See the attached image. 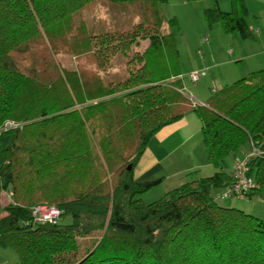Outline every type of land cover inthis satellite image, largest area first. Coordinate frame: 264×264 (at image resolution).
I'll return each instance as SVG.
<instances>
[{"label":"trees","instance_id":"16d2710c","mask_svg":"<svg viewBox=\"0 0 264 264\" xmlns=\"http://www.w3.org/2000/svg\"><path fill=\"white\" fill-rule=\"evenodd\" d=\"M90 1L0 0V198L13 192L0 217V244L16 249L20 264H264V219L215 198L233 179L225 159L245 143L263 152L248 161L261 184L248 197L264 188L263 71L214 92L208 107H191L215 173L146 204L136 196L161 179L136 181L134 168L155 133L191 109L151 78L147 57L171 33L139 23L90 40L77 27L69 39L60 24ZM219 1L204 9L207 23L251 36L245 0H233L230 11ZM144 39L143 65L124 81L105 82L99 72L89 80L85 69L56 62L60 47L74 48L75 58L105 56ZM111 107L127 120L110 121ZM7 121L18 125L5 128ZM122 130L137 138L117 143L113 135ZM41 203L58 206L59 221L35 220L32 207Z\"/></svg>","mask_w":264,"mask_h":264},{"label":"rangeland","instance_id":"374dc122","mask_svg":"<svg viewBox=\"0 0 264 264\" xmlns=\"http://www.w3.org/2000/svg\"><path fill=\"white\" fill-rule=\"evenodd\" d=\"M110 2L112 1H90L77 13L66 18L60 24L61 30L64 29V26H68L66 34L70 39L78 27L80 30L79 37L88 38L89 40L92 35L107 31L125 32L133 30L139 23H143L150 29L159 27L160 33L165 31L163 34L171 33V36L167 37L168 44H162L163 46L160 49H152L147 58L151 66V78L158 80L155 81L158 84L170 86L184 99L182 102L180 97H174L179 106L182 104L188 108L192 107V102L186 93L193 92L197 94L194 84L203 83L207 96L212 97L215 94L210 90V87L213 86L209 81V79H212L210 78L212 76L211 70L207 72L209 76L211 75L209 79L205 76L196 83L189 79V72H191V69L200 67L199 63L202 58H213L216 55L218 62L230 60L229 63L224 64L219 72H217L218 79L223 80L220 84L217 82V85L222 88L230 86L244 77H251L255 72L263 71L264 73V9L261 7L263 4H251V11L248 16L249 22L250 20H258L260 22V25H254L255 28L258 27L261 30L260 33L254 29L251 30V36L243 38L238 31L225 32L220 23L214 25L207 23L204 9L213 4L212 0H126L122 2L117 1L115 4H111ZM172 19L175 20L174 23L171 21ZM139 34L145 33L139 32ZM206 40H209V42L207 43ZM209 43L210 45L214 44L213 53L207 49ZM147 46L148 44L141 40L138 45L128 48L127 52L118 46L111 53L105 52V56L98 55L99 52L95 55L93 53L87 54L81 52L76 58L73 57L75 53L74 48L70 49L71 54H67V51H64L60 47V53L56 56V62L59 63L60 67H64L66 71L71 67L78 68V70L85 69L88 72L89 80H94L93 75L95 72H99L101 79L105 82L110 80L112 82L118 80L124 81L143 65L144 59L141 55ZM230 49L234 53H228ZM176 79H180L182 83L184 81L185 86L183 87H185L186 92L180 90L182 88L181 85L174 83ZM217 85L215 83V86ZM109 109L113 112L114 107ZM117 111H120V109ZM113 113L110 116V121L127 120V116H124L123 113ZM137 135L122 130L113 136L117 143L123 145L127 143L126 141L129 138L130 142H133L137 138ZM250 149V145L245 143L237 153L229 155L225 159L224 164L226 167H231L236 157L243 158L245 151ZM215 171L214 168H212L210 173L204 170L203 176H210ZM173 186H175L174 183L170 182L162 186L155 185L136 197L140 198L144 203L149 204L165 196ZM220 191L221 189L215 191V195L220 193ZM1 194L0 217L4 215V206L13 197L7 191L6 193L3 191ZM260 197L261 200L259 199V202L255 197L239 198L231 196L227 198H215L223 206L240 208L259 216L260 214H264V194ZM70 220V217L64 218L65 222H70ZM81 252L80 247V253L79 251L77 253L81 255ZM0 264H20L17 250L0 244Z\"/></svg>","mask_w":264,"mask_h":264},{"label":"crops","instance_id":"0c3cea01","mask_svg":"<svg viewBox=\"0 0 264 264\" xmlns=\"http://www.w3.org/2000/svg\"><path fill=\"white\" fill-rule=\"evenodd\" d=\"M245 2L248 9V16L251 11V4H263L261 7H263L264 9V1L262 0H245ZM110 3L115 4V2ZM219 6L222 10L225 9L224 11H230L233 7V0H220ZM248 16L247 22H249ZM249 23L248 25L250 30L255 29L256 32L260 33L261 30H259L258 27L255 28L254 26L256 24L260 25V22L258 20H250ZM148 40L149 39H145L142 41L146 44H149ZM139 42H141V40ZM206 42L208 43L209 40H206ZM207 49L209 51L211 50L213 53L214 44L212 43L210 45L209 43L207 45ZM228 53L232 54L234 52L230 49L228 50ZM229 62L230 60H223L218 62L216 55L213 56V58L205 57L200 60V67L191 69V71L200 68H207L208 70H211L212 76L210 75V77L207 74L206 77L207 79H209V77L212 78L211 80L209 79V81L213 85L212 87H210V90L211 92H216L222 89L221 86L217 85V82L220 84L223 81L221 79H218L217 72H219L224 64H227ZM215 83L217 86H215ZM203 85V83L194 84L197 94H194L193 92L191 93L194 94L195 98L198 101H202L205 104L202 106L208 107L210 101V98L208 97L211 96H207L205 94L206 92L204 91ZM181 86H185L184 81L183 83L181 82ZM202 126L203 121L194 108L188 110L185 116L180 118L179 120L163 126L151 138L142 156L137 162L133 172L134 179L139 182L161 179L157 185L162 186L170 182L174 183L175 186H173V188H175L187 181L202 177L204 170L207 173H210L212 168L216 170L215 166L212 164V161L209 158L208 148L203 142ZM248 152H250V150L245 151V154ZM232 167L233 163L231 167L227 166L226 170L232 173ZM4 192L6 193V191ZM263 194L264 188L263 190H258L256 193H254L251 198L255 197L259 202L261 200L260 196ZM10 201H12V198L8 200V202ZM5 213L6 211L4 210V214ZM259 216L264 219V214H260Z\"/></svg>","mask_w":264,"mask_h":264},{"label":"built area","instance_id":"2783aa9c","mask_svg":"<svg viewBox=\"0 0 264 264\" xmlns=\"http://www.w3.org/2000/svg\"><path fill=\"white\" fill-rule=\"evenodd\" d=\"M208 69L207 68H200L196 70H192L189 72V79L196 83L202 80L203 77L207 75ZM183 92H186L185 87L180 89ZM189 99L192 102V106H202L205 105L202 101H198L194 94L186 93ZM18 123L13 121H7L4 125L5 128L15 127ZM263 152L260 148L252 144L251 151L248 152L243 158L237 157L234 160L233 167H232V181L225 186L220 193L216 195L217 198H227L231 196H237L239 198H246L248 194L253 190L258 189L261 184L255 179L253 175H249V167L248 161L251 157L259 156ZM10 196H13V192H8ZM62 210L53 204L49 203H41L34 205L32 207V215L35 220L41 222H49V223H56L59 221V218L62 214Z\"/></svg>","mask_w":264,"mask_h":264}]
</instances>
